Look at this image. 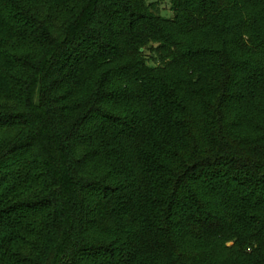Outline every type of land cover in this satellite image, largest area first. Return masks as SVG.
I'll use <instances>...</instances> for the list:
<instances>
[{
  "label": "trees",
  "instance_id": "obj_1",
  "mask_svg": "<svg viewBox=\"0 0 264 264\" xmlns=\"http://www.w3.org/2000/svg\"><path fill=\"white\" fill-rule=\"evenodd\" d=\"M0 264H264V0H0Z\"/></svg>",
  "mask_w": 264,
  "mask_h": 264
},
{
  "label": "rangeland",
  "instance_id": "obj_2",
  "mask_svg": "<svg viewBox=\"0 0 264 264\" xmlns=\"http://www.w3.org/2000/svg\"><path fill=\"white\" fill-rule=\"evenodd\" d=\"M32 10H33V9H32ZM58 32H59V31H58ZM28 50H29V49H28ZM10 51H11V53H12V47H11ZM13 52L16 53V54H21V53H23V52H27V49H26V47H24V46H18V45H17L16 48L13 49ZM37 56H38V59L42 58V56H41L40 53L37 54Z\"/></svg>",
  "mask_w": 264,
  "mask_h": 264
}]
</instances>
